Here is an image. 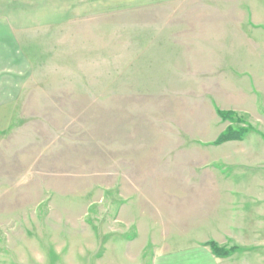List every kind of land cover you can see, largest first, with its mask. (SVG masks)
I'll return each mask as SVG.
<instances>
[{
    "label": "rangeland",
    "instance_id": "obj_1",
    "mask_svg": "<svg viewBox=\"0 0 264 264\" xmlns=\"http://www.w3.org/2000/svg\"><path fill=\"white\" fill-rule=\"evenodd\" d=\"M34 44L0 80V264L198 263L217 170L264 192V0H126Z\"/></svg>",
    "mask_w": 264,
    "mask_h": 264
},
{
    "label": "crops",
    "instance_id": "obj_2",
    "mask_svg": "<svg viewBox=\"0 0 264 264\" xmlns=\"http://www.w3.org/2000/svg\"><path fill=\"white\" fill-rule=\"evenodd\" d=\"M126 0H0V65L14 66L0 68V80L22 81L31 63L29 49L36 48L34 42L46 40V34L59 31L64 26L78 20L98 16L105 12L119 10ZM25 65V69L21 68ZM21 66V67H20ZM28 72V71H27ZM12 88V87H11ZM1 89V88H0ZM0 98L8 97V87L2 88ZM7 101V100H6ZM3 101H0V103ZM232 142V141H228ZM226 143V144H228ZM224 184L216 186L222 193L221 220L198 225L197 241L204 250L198 253L199 262L193 257L189 264L223 263L230 259L216 257L208 241L219 245L231 240H263L264 237V192L242 184H234V174L217 170ZM250 188V189H248ZM254 195V196H253ZM257 195V196H256ZM251 203V205H249ZM252 208V212H243ZM247 216L256 217L255 221H244ZM239 218L242 219L239 222ZM215 221V220H214ZM193 239V238H192ZM191 250H194L192 247ZM195 251V250H194ZM199 251V250H198ZM205 257V258H203ZM203 258V259H201ZM205 260V261H204Z\"/></svg>",
    "mask_w": 264,
    "mask_h": 264
},
{
    "label": "trees",
    "instance_id": "obj_3",
    "mask_svg": "<svg viewBox=\"0 0 264 264\" xmlns=\"http://www.w3.org/2000/svg\"><path fill=\"white\" fill-rule=\"evenodd\" d=\"M219 115L221 116L222 120L229 121L234 123L236 121L235 114L229 111H219ZM252 130L251 126H241L238 128H234L233 126H229L216 140V144H222L228 141H237L243 140L245 135ZM211 248L212 253L219 258H227L235 253L239 247L233 246L231 248H227L225 246L219 245L216 241H208L206 243Z\"/></svg>",
    "mask_w": 264,
    "mask_h": 264
}]
</instances>
